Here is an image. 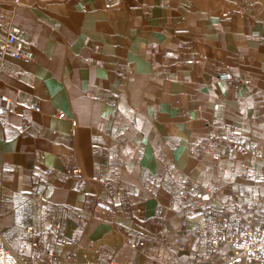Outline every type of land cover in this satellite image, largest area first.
<instances>
[{
  "label": "crops",
  "instance_id": "0c3cea01",
  "mask_svg": "<svg viewBox=\"0 0 264 264\" xmlns=\"http://www.w3.org/2000/svg\"><path fill=\"white\" fill-rule=\"evenodd\" d=\"M12 26L34 58L0 69V233L27 264H221L201 225H264V2L0 0Z\"/></svg>",
  "mask_w": 264,
  "mask_h": 264
},
{
  "label": "built area",
  "instance_id": "2783aa9c",
  "mask_svg": "<svg viewBox=\"0 0 264 264\" xmlns=\"http://www.w3.org/2000/svg\"><path fill=\"white\" fill-rule=\"evenodd\" d=\"M113 1V0H107ZM23 33L22 29L18 26H12L5 42L0 45V69L4 65L6 56H12L17 59L25 61H32L34 55L32 52L27 51L24 47V40L20 38ZM221 80H232L234 78L230 71L221 72L219 74ZM6 99V97H3ZM31 108L40 111V107L32 105ZM3 113V108H0V114ZM59 118H66L64 112L56 114ZM73 132H76V121H73ZM232 147L238 153H247V148L239 143L232 144ZM264 159V150H263ZM78 168L66 169L62 174L69 176L78 174ZM94 180H99L98 176L93 177ZM201 184L199 181H194L190 187V191H180V195L184 198H190L192 193L198 200H211L214 199L213 194L208 191L200 190ZM46 201L45 198H43ZM106 213L105 211L103 212ZM180 219L188 218L186 213L179 215ZM60 228V225H58ZM202 235L207 239L206 247L212 254L218 253L224 243L229 244V250L221 264H264V225L260 223H246L236 232L230 231V219L227 216L219 217L215 224L205 223L200 226ZM127 243L135 250H139L145 245V240H134L131 235L126 238ZM175 242H178L175 239ZM36 245V244H35ZM50 257L55 256L54 251L49 252ZM0 264H27L26 258L13 251L8 244V241L2 233H0ZM42 264V263H40ZM52 264H64L61 261H56Z\"/></svg>",
  "mask_w": 264,
  "mask_h": 264
},
{
  "label": "rangeland",
  "instance_id": "374dc122",
  "mask_svg": "<svg viewBox=\"0 0 264 264\" xmlns=\"http://www.w3.org/2000/svg\"><path fill=\"white\" fill-rule=\"evenodd\" d=\"M215 5L224 10L235 9L239 7H249L253 2H264V0H213Z\"/></svg>",
  "mask_w": 264,
  "mask_h": 264
}]
</instances>
